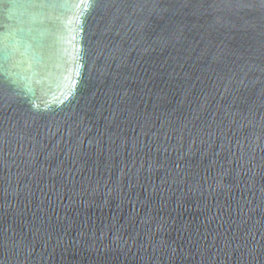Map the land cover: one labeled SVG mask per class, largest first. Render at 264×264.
<instances>
[{"label": "water", "instance_id": "water-1", "mask_svg": "<svg viewBox=\"0 0 264 264\" xmlns=\"http://www.w3.org/2000/svg\"><path fill=\"white\" fill-rule=\"evenodd\" d=\"M0 264H264V0H0Z\"/></svg>", "mask_w": 264, "mask_h": 264}]
</instances>
